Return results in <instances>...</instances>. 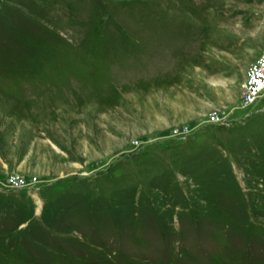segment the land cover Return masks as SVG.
Returning a JSON list of instances; mask_svg holds the SVG:
<instances>
[{"label": "rangeland", "instance_id": "1", "mask_svg": "<svg viewBox=\"0 0 264 264\" xmlns=\"http://www.w3.org/2000/svg\"><path fill=\"white\" fill-rule=\"evenodd\" d=\"M264 0H0V264H264Z\"/></svg>", "mask_w": 264, "mask_h": 264}, {"label": "built area", "instance_id": "2", "mask_svg": "<svg viewBox=\"0 0 264 264\" xmlns=\"http://www.w3.org/2000/svg\"><path fill=\"white\" fill-rule=\"evenodd\" d=\"M245 103L251 107L264 98V54L252 65L245 83Z\"/></svg>", "mask_w": 264, "mask_h": 264}]
</instances>
